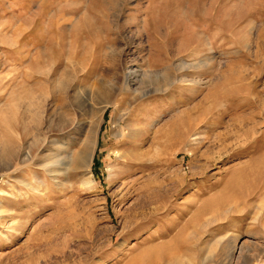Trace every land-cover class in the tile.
Instances as JSON below:
<instances>
[{"label": "rangeland", "instance_id": "obj_1", "mask_svg": "<svg viewBox=\"0 0 264 264\" xmlns=\"http://www.w3.org/2000/svg\"><path fill=\"white\" fill-rule=\"evenodd\" d=\"M212 3L223 9L221 19L228 22L221 36L212 32L218 42L214 70L177 67L180 59L193 62L198 53L208 55L207 48L170 55L165 65L155 63L159 57L149 64L167 41L166 17L175 14L178 22L183 13L211 11ZM235 14L241 17L237 26L229 23ZM187 23L192 24L183 16L177 32L172 24L174 40L179 34L176 42L190 31ZM156 27L159 40L150 37ZM126 67L158 70L162 76L145 78L140 93L126 92ZM226 74L242 82L234 78L224 90L219 87L215 99L208 96ZM243 85L253 95L225 96V90ZM102 90L114 99L100 122ZM49 91L50 113L66 111L83 128L79 148L95 136L94 188L82 185L83 171L63 177L58 187L38 166ZM76 97L79 115L70 102ZM247 97L257 102L252 111L240 107ZM214 101L215 107L224 106L214 110L219 113L209 117L210 124L219 118L220 126L208 129L200 123L186 132L184 127L192 120L198 123ZM248 114L262 118L257 145L252 142L262 148L259 153L243 154L239 148V154L217 165L208 161L215 137L233 130ZM68 135L74 138L76 131ZM263 135L264 0H0V264H264ZM134 177L145 185L156 177L150 187L162 189L139 220L133 218ZM231 178L235 182L229 187ZM125 179L129 186L122 184ZM230 195L241 198L222 207V218H204L206 225L195 222L206 203Z\"/></svg>", "mask_w": 264, "mask_h": 264}, {"label": "bare ground", "instance_id": "obj_2", "mask_svg": "<svg viewBox=\"0 0 264 264\" xmlns=\"http://www.w3.org/2000/svg\"><path fill=\"white\" fill-rule=\"evenodd\" d=\"M222 10L223 9L216 7V5L214 3H212L211 4V11H209V12L203 11L201 14H197L198 12L195 14L194 12H196V11H194V12L191 11L189 13H183V15L181 16V19L184 16V18H186L188 22H192V24L190 25L189 23H187L188 25L184 24V25L181 26L183 28V30H185V29L189 30L190 29V31L186 32L184 34V36H183V34L180 35L181 37L182 36L183 37L181 38L180 41L178 40V42H176V39H177V35H179V34L177 33L175 40H174V36H172V35H174V33H176L177 31H180L179 27L181 25L180 24V20L181 19H179V21L177 22L176 20L178 19V17H176L175 14H173V16L169 15L168 17H166L167 20L164 19V21L166 20L165 24H166L167 31H168V35L167 34H166L167 36L165 35L166 36L165 38H166L167 41L162 45L163 48H162V52H160V54L159 53L158 54L154 53V54L151 55V57L149 58V64L152 61H154L157 57H159V58H157L155 60V63L158 62L161 65H165V64H162V62L166 61L167 63H169L170 59H168V57L170 55H173V54L174 55H180L182 53L184 55V53L188 52L189 50H203V49L207 48L209 50V54L208 55L200 56L199 53H198L197 54L198 55L197 59L195 61H193V62H188V61H185L184 59H180L178 61V63H177V67H178V69H181V70H188L190 68H197V69L198 68H209V69L212 68L213 69V66H214L213 63H214V60L216 58V54H214L215 53L214 51L218 47V42H216L215 39L212 38V36H213L212 32L218 30L219 31L218 34H220V36H221L222 35L221 33L226 32L227 31L226 28H228V22L223 21L221 19V16L225 15L224 13L222 14ZM229 15L230 16L233 15L232 12H229ZM174 17H176L175 21L172 20V19H174ZM240 18L241 17L238 14H235V16H233L230 19L229 23L234 24V25L237 26L240 23V21H241ZM183 22L184 21L182 20V24H183ZM172 24H174L176 26V32H174V33L172 32V26H173ZM186 25H187V27L184 29V27ZM187 30H185V31H187ZM149 34L151 35V33H149ZM157 34L160 36V34H162V33L159 31V28L156 27L155 28V33L152 34L150 37H153L155 40H159V36ZM224 34H226V33H224ZM224 36H223V39L225 40ZM154 39H152V40L154 41ZM97 43H99V46H101V43H102L101 38H99V41H97ZM245 45H246V47L248 49H250V44H245ZM220 46L221 45H219V47ZM172 50L174 52L176 51V53H174ZM217 72H218V70H217ZM217 72H215V73H217ZM161 73H162V71H158V70L157 71H146L145 72V71H142L140 69V67H128V68L126 67V69H125V83H124L125 91L126 92H133V93H140L139 92V89H140L139 86H140V84L142 83V81L145 78H147V79H149V78L158 79V78H160L162 76ZM215 73L213 74L214 76H215ZM218 75H220V72H219ZM218 75H217V77H218ZM226 75L227 76L224 77V82L222 84L221 83H215V82H219L218 79H220V78L218 77L217 81L214 82L215 84L213 83L215 85V88H214V86H213V88L216 91L213 92V93H210V95H208V96H210L213 99H215L218 96V92H220V91L217 92V90H219V87L222 85L223 86L222 90H224V86L228 82L233 81L234 78H235V77H230L228 74H226ZM236 78H237V81L239 80V82H242V79L240 77H236ZM52 82L54 83V81L50 80L48 84L51 85ZM178 82L186 83L187 80H181V81H178ZM191 82L193 84L197 85V86L204 85L203 80H197V81L196 80H191L190 83ZM57 84H58V82H57ZM59 85L60 86L62 85V87L64 86L63 83H61V82H59ZM53 86L56 88L57 87L56 83H55V85L53 84ZM63 90H64V88H63ZM65 90H66V88H65ZM50 91L45 96L44 108L42 109L43 110L42 111V115L44 117V121L42 122L43 123L42 125L44 126V130H45L44 137H43L44 150H43L42 156L40 157V161H39L40 164H38V166H40L47 175L53 177L54 184H56L58 187L61 186L63 183H65V181L64 182L62 181L63 177H67V176H69L71 174L76 175V174L80 173L81 171H83V173L81 175H84L85 178L82 181V185L85 186L87 189L94 188L97 184H96V181L93 179V176H92V165H93L95 151H96L97 144H98L95 141V138H94L95 136L93 137L92 134L89 135L87 140L82 142L81 148H79V138H78L80 136L79 135L80 134L79 131L80 132L83 131L82 130L83 128L80 129V127L77 125L76 121L74 122L75 118L73 119L70 116L71 114H68L66 111L57 112L56 114H51L50 113V111H49L50 110L49 109L50 103L49 102H50V95H51V92H52V91L51 92ZM158 91L159 92H163L164 90H162V89L161 90H156L155 92H158ZM225 92H226L225 96H227V98H228V96L236 94L237 92L238 93H243L244 92L247 95H253V94H251L252 92H250V90L247 88V86H244V85L243 86H236L235 88L225 90ZM65 95H66V93H65ZM210 97H208V98H210ZM78 98H80V97H76L75 99L72 98V100L70 99V102H71L72 106L76 108V112L75 113H78L79 110H82L80 104L78 103ZM140 98H142V97H140ZM113 99H114V96L112 95V93L107 92L106 90H102V92L100 93L99 108H97V113L101 114L99 116L100 117V122L103 121L104 113H105L107 107L110 104H112ZM224 99L226 100V98H224ZM248 99H249L248 97L245 98L244 100H245V102L247 101V104L245 106L242 105L240 107H243V108L244 107H248V108H250L248 111H250L251 107H254V108L257 107V104H256L257 102H256L255 99H253V100H248ZM239 101H241V100H239ZM60 103H61V105H63V102H60ZM216 103L217 102L214 101L212 105L207 107L208 108V112L205 113L203 115V117L199 121H197L198 123H195L196 120H192V122H190V124L188 126L184 127V130L186 132L187 131L189 132L191 129H194L195 127H197L200 123H201V125L203 127H206L208 129H212L211 127H218V125L221 124V122L219 121V118L214 119L213 122H211V124H210V121H211L212 118H214V116L217 113H219V112H216V111H218V110H216L215 111L216 113L213 114L214 110L217 109L218 107L221 108L224 105L220 106L218 104L217 107H215ZM226 103H229V102L227 101ZM239 104H243V103L239 102ZM243 110H245V112H246L247 109H243ZM254 111H256V110L254 109ZM78 115H79V113H78ZM210 116L212 117L211 119L209 118ZM36 117L37 118L39 117V113H38V115H36ZM237 118H235V119H237ZM259 118L260 117L253 116L252 114L251 115L248 114V116H244V117L242 116V119L238 118L240 120V123L238 125L234 126V124H233V126H234L233 130H230V131H228V133H226V134L224 133L223 135L218 134L217 137H215L216 139L214 138L215 142L217 144H214V145L212 144V147H210V149H208V151H209L208 154L209 155L207 156V160L210 161V162H213L214 165H217V162L224 161L226 157H228L230 159L233 158L234 153L235 152L237 153V149H239V148H240V150L243 151V154L244 153L249 154L250 152L251 153L254 152L256 154L259 153V151L262 148L257 147V146L252 147V144H253L252 142L253 141H255L254 145H257V142H256L255 139H256V137H257V135L259 133L258 132V127L262 123V118H260V121L258 120ZM156 123H157L156 120L154 122H152L151 127H152V125H154ZM222 124H225V123L223 122ZM227 128H229V127H227ZM72 129L76 131V136L74 138H72L71 136L68 135V131H70ZM214 129H217V128H214ZM196 130H198V128H196ZM205 132H206L205 135L208 134L207 131H205ZM95 135H96V133H95ZM197 136H198V133L192 135V137H197ZM136 137H134V138L136 139ZM263 137H264V135H263ZM126 138H127V136H126ZM131 139L133 140V138H131ZM139 140L141 142V140H143V139L139 138ZM195 142H197V141L195 140ZM141 143H143V142H141ZM141 143H139V144L141 145ZM140 147H143V146H140ZM139 149H141V148H139ZM139 149H137V150H139ZM31 151H28V156H27L28 157V159H27L28 162L30 160H33V157L31 158ZM8 153L6 154V157H9ZM136 153L138 154V151ZM240 153H242V152H240ZM237 154H239V152ZM256 154H255V156H257ZM211 155L213 156L212 158H211ZM235 156H236V154H235ZM21 157H23V156H21ZM122 157L123 156H120L119 158H122ZM248 157H250V156H248ZM124 165H125V163H124ZM138 168L139 167H137V169ZM146 168L147 167H145L144 170H146ZM154 168L157 169L158 167L154 166ZM206 168L207 167L205 166L204 170ZM147 169H149V168H147ZM141 171H139V173ZM156 171H154L155 173L152 171L153 174H157ZM136 173H137V175L139 174L138 172H136ZM142 174H145L144 171L142 172ZM134 175H136V174H134ZM127 176H128V174H127ZM149 177H150V175H149ZM135 178L136 177H134L132 182L130 181L131 183L130 182L129 183L132 184V187H130L131 190L132 189L134 190L132 192V194L137 197V199L133 202L134 203V207H135L134 209H136L137 214H136V217L133 216V218H135L136 220L137 219L139 220V218L142 219L143 216H144V213L142 214V210L145 209V207L147 205H149L151 203H155V201H156L155 199L158 198L159 193H160V191L162 189L160 188V191H159V188L150 187L152 184H156L157 183L155 181L156 177H155V180L154 179H149L147 185L139 184L140 182L137 183L139 180L136 181ZM140 178L142 179V177H140ZM150 178H152V177H150ZM234 182H235V180H232V178H231V181L229 182V187H231L234 184ZM127 183H128L127 180H126V182L125 181L122 182V184H124V185H126ZM137 184H139V185H137ZM127 185L129 186V184H127ZM42 186H44V185L42 184ZM42 186L38 185V187H42ZM29 187L33 188L31 183H28V188ZM234 188H236V187H234ZM255 188H256V186H255ZM253 190H254V188H252V191ZM249 193L250 192L247 193V192L243 191V193L241 195H247ZM129 198H131V196ZM240 198H241V196H238V195H236V196L235 195H230V196H225V197H222V198L218 199L217 201L213 202V204L212 203H206V205L200 210L199 214L195 217V222L198 223V224H205L206 225L207 222L203 223L204 218H209L210 222L213 219L222 218L224 216V215H222L223 214L222 213V207L224 205H228V204L234 203V201H236L237 199L240 200ZM127 202H129V201H127ZM134 209H133V211H134ZM225 209H227V208H225ZM138 210H140V211H138ZM227 211H228V209H227Z\"/></svg>", "mask_w": 264, "mask_h": 264}]
</instances>
